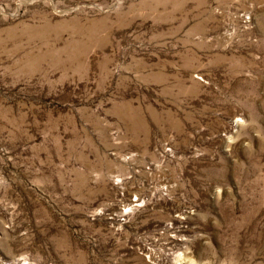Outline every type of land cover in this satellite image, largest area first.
Wrapping results in <instances>:
<instances>
[{
	"label": "rangeland",
	"instance_id": "rangeland-1",
	"mask_svg": "<svg viewBox=\"0 0 264 264\" xmlns=\"http://www.w3.org/2000/svg\"><path fill=\"white\" fill-rule=\"evenodd\" d=\"M23 259L264 264V0H0V264Z\"/></svg>",
	"mask_w": 264,
	"mask_h": 264
},
{
	"label": "bare ground",
	"instance_id": "bare-ground-1",
	"mask_svg": "<svg viewBox=\"0 0 264 264\" xmlns=\"http://www.w3.org/2000/svg\"><path fill=\"white\" fill-rule=\"evenodd\" d=\"M30 33V32H29ZM35 36V35H34ZM40 56V55H39ZM132 206H135V205H132ZM17 260V259H16ZM23 264H33L32 262L26 260V259H23ZM1 264H7V263H1ZM20 264V263H19Z\"/></svg>",
	"mask_w": 264,
	"mask_h": 264
}]
</instances>
